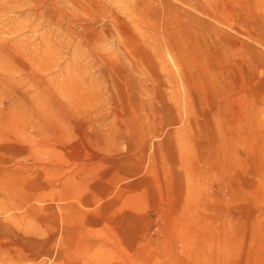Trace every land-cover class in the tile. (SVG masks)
Here are the masks:
<instances>
[{
	"label": "rangeland",
	"instance_id": "1",
	"mask_svg": "<svg viewBox=\"0 0 264 264\" xmlns=\"http://www.w3.org/2000/svg\"><path fill=\"white\" fill-rule=\"evenodd\" d=\"M0 264H264V0H0Z\"/></svg>",
	"mask_w": 264,
	"mask_h": 264
}]
</instances>
